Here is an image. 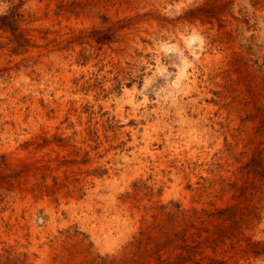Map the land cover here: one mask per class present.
<instances>
[{
    "label": "rangeland",
    "instance_id": "obj_1",
    "mask_svg": "<svg viewBox=\"0 0 264 264\" xmlns=\"http://www.w3.org/2000/svg\"><path fill=\"white\" fill-rule=\"evenodd\" d=\"M0 264H264V0H0Z\"/></svg>",
    "mask_w": 264,
    "mask_h": 264
}]
</instances>
